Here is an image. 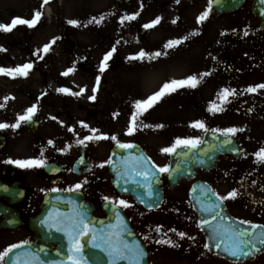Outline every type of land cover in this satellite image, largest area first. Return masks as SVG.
Returning <instances> with one entry per match:
<instances>
[{
	"label": "rangeland",
	"instance_id": "obj_1",
	"mask_svg": "<svg viewBox=\"0 0 264 264\" xmlns=\"http://www.w3.org/2000/svg\"><path fill=\"white\" fill-rule=\"evenodd\" d=\"M181 3L186 7L188 31L193 33L195 31L193 28L198 29L196 15H201L202 8L207 7L209 0H179L178 3L177 0H49L47 4L44 0H0V23L9 24L17 17L31 19L36 11L41 13L39 22L33 28L21 25L11 32H0V47L6 49L0 51V67L11 68L32 63L33 70L25 80H16L13 82L14 85H21L20 88H25L29 95L41 92L46 95L44 101H57L60 109L64 111L67 109H62V102H68L66 106L75 110L74 118L79 126L83 122L92 127L99 119L102 124L109 126L112 119L115 124L108 130L109 137L116 136L119 142L132 139L140 141L149 155L157 161L161 160L160 156L163 160L168 157L161 149L170 147L177 138L201 139L203 132L190 127L196 120H202L209 130L240 126L243 129L240 134L247 141L256 140V136L264 135V126L257 119L245 120L250 117L243 111L249 104L250 97L238 91L246 92L245 89L249 86L264 83V62L252 54V51H257L255 37L251 34L245 35L252 33L256 36L257 33L256 22L249 8L215 20L225 22L226 27L210 24L214 20L207 18L205 21L210 24L209 30L216 37L208 31H204L195 39L187 36L186 40L192 41L183 40L186 42L175 48H165L168 50L167 54L159 45L163 42L161 31L164 30L166 34L163 29L165 25H161L158 31L155 29L151 34L146 33L149 29L144 25L147 24L149 15L155 12L156 4L164 14L161 20L174 27L171 14ZM45 7H49L48 17L42 12ZM133 7H137L136 11L139 13L146 10L144 13L146 20L139 21L136 18L121 24L122 17L135 14ZM93 17L97 20L101 17L104 19L99 24L95 22L89 24L88 21ZM69 20H77L78 25H72V34L62 39L60 33L64 25L69 24ZM199 26L201 27V23ZM217 26L225 28V31L230 30V36L223 34L225 38L220 37L223 42L217 38L219 35ZM91 29L93 31H90ZM166 32L165 44L175 39V32L171 27L166 28ZM53 41L55 42L52 43ZM224 41L230 42L231 46L223 44ZM20 43L24 47L20 48ZM14 44L16 46L13 48ZM46 44H51L47 53L41 51L39 55H34ZM7 45L10 46L9 50ZM113 46L116 47V52L108 61L105 72L100 73L98 71L100 63ZM140 50L146 53L160 52L161 56L146 57L142 61L128 59ZM3 52L8 54L4 57ZM39 56H43V59ZM232 63L236 66L235 72L232 73L234 75L225 77L224 74H228L227 65ZM68 68H73V71L63 76L62 73ZM202 73L210 74L201 77ZM98 75L101 80H105L106 89L101 93L96 92L95 104L90 105L89 102L93 100L89 97L93 95L92 88L96 87ZM190 75L198 77L199 83L196 88H180L164 96L152 109L139 117L135 133L132 136L125 135L135 100L147 98L166 82L185 79ZM6 84L0 75V87L3 88L2 86H7ZM59 88H67L71 92H79L83 88L84 92L79 96H73L58 92ZM224 88L235 89L236 95L229 97L230 102L222 105L224 111L210 113L208 108L213 102L220 105L218 93ZM53 96L57 98H52ZM240 101L241 104L234 108ZM78 106L85 110H80ZM87 111H91V116L94 117L89 121H85L88 118ZM158 125L162 127H157ZM245 161L243 158V163ZM233 163L229 158H223L216 170L206 173L203 180L212 186L214 179H229L226 168L234 167ZM85 180L89 181L87 177ZM217 187L222 189L220 184ZM187 188L188 185L184 184L180 188L168 190L167 204L174 200L175 203L155 211L141 209L131 200L119 198L130 205L125 208V212L136 232L148 246L151 263L236 264L211 255L205 249V241L198 229L196 215L185 199ZM157 226H161L159 233L155 231ZM172 229L176 231L173 232ZM177 232H184L186 235L181 239L176 235ZM146 236L149 239L146 240ZM157 240H170L176 246L159 244L156 243ZM246 264H264V254Z\"/></svg>",
	"mask_w": 264,
	"mask_h": 264
},
{
	"label": "snow or ice",
	"instance_id": "obj_2",
	"mask_svg": "<svg viewBox=\"0 0 264 264\" xmlns=\"http://www.w3.org/2000/svg\"><path fill=\"white\" fill-rule=\"evenodd\" d=\"M49 0H44V3L47 4ZM179 0H177V3ZM213 0H209L208 8L201 13L197 17L196 23L200 24L205 21L209 13L211 11ZM261 3L264 4V0H261ZM139 13L133 15H125L121 18L120 23L123 24L126 20H134ZM41 18V13L36 11L31 19H23V18H13L11 23L4 24L0 23V32L8 33L11 32L14 28L18 25H26L29 28L35 27V25L39 22ZM104 18L101 17L97 20L95 17L92 20H89L88 23L91 24L93 22L99 24ZM161 18L156 17L155 20L150 22L149 24H145V28H152L155 25L160 23ZM176 21H173L175 23ZM68 23L73 26L78 25L77 20H69ZM191 35H198L197 32L191 33ZM223 35V33H222ZM247 35V33H245ZM184 40L187 37L183 38ZM53 41L52 43H54ZM183 40L175 39L170 40L165 44L166 49H172L179 46ZM118 43V42H117ZM51 47V44L44 45L42 50H38L34 55H39L42 51L47 53ZM0 51H6V49L0 47ZM116 52V47L113 46L111 50H109L103 57V60L100 63L98 71L100 73H104L106 68L108 67V61L112 58L113 54ZM161 56L160 52L154 53H146L144 50H140L137 54L129 56V60L133 61H142L143 59L159 57ZM40 59H43V56H39ZM33 69L32 63H25L22 65H18L16 67H0V75L8 76L11 78L17 77H27L29 72ZM73 71V68H68L65 72L62 73L63 76L69 75ZM210 73H202L200 74L201 77L205 75H209ZM101 77L98 75L96 77V85H99ZM199 83L198 77L196 75H190L185 79L180 80H171L170 82H166L162 85V87L154 92L152 95L148 96L145 99H137L133 104V112L129 119V123L127 126V131L125 135L132 136L138 128V119L144 113L148 112L152 109L159 101L166 95L176 92L180 88H196ZM259 89H264V83L257 84L255 86H249L245 89L248 93H256ZM58 92L65 93L68 95L79 96L81 93L84 92V89H80L79 92H71L67 88H59L57 89ZM97 91V87L92 88L93 95L89 97L90 100H95V93ZM236 95L235 89H228L224 88L218 93V99L220 100V105H217L213 102L208 111L210 113H217L224 111L223 104L229 103V97ZM11 99V97H5L4 100L7 101ZM2 107V105H0ZM37 113V105L33 104L32 106L28 107L23 114L18 115L16 117V122L13 124L8 123H0V129H7L11 127L12 129H17L21 126L22 123H27L32 121L33 117ZM52 119H56V117H51ZM81 126L91 133V135H87L83 137V139H77L76 143L82 146H86V142L91 141H98V140H109L116 142V146L120 149H131L134 147L131 143H121L119 142L116 136L109 137L105 134H97L98 129L89 128V126L83 122H81ZM145 127H149V125H144ZM157 127H162V125H158ZM190 127L194 129H198L204 132L209 131V129L205 126V123L202 120H196L191 123ZM69 132H74V129L69 127ZM212 132H220V135L229 137L236 135L237 132L243 131L242 128H235L229 127L225 129H211ZM226 143H230V141H225ZM202 140L199 137H189V138H177L174 143L170 147H165L161 149L162 153L166 154H173L176 152L178 148H189V149H196ZM49 145H53V141H48ZM70 147V146H67ZM67 147L62 149L61 151H67ZM256 162L264 163V148H261L255 154ZM44 152L41 150L40 158L34 159H23V160H7L5 163L14 164L18 168L22 169H33V168H43L46 166V161L43 159ZM108 164H112L111 157L106 161ZM125 164V171L124 173H120L119 170L117 171V175H127L129 174L127 161L123 162ZM149 162L146 161L143 157L135 160L133 166L131 168V174L134 176H142L143 182L139 180H134L133 182L136 183L138 186L147 189V194L150 197L152 195V187H151V176H154L156 172L160 173H167L169 172V168L167 166L164 167H157L155 164H152L151 167H148L147 164ZM99 167L103 168L105 166L104 163L98 165ZM155 169V172L153 171ZM83 183H87L85 180ZM83 187V184L77 183L72 187L67 189H63V191L67 192H78ZM51 191L59 192L62 191L61 189L53 188ZM211 192V190H208ZM211 194L215 197L216 201L219 203L209 202L204 205L201 209L204 212H207L211 215V220L205 219L202 221V224L206 226L208 229L211 230V235L209 237L210 240L216 241V247L220 248L223 245V251L228 253L229 256L239 258L241 256L247 257L253 254L255 251H259L257 248V244L264 245V225H255L252 224L250 221L240 220V225H247L246 228L234 227L230 224L224 223H216L214 224L213 221L216 220V209L221 208L223 202L228 199H236L237 198V191L232 190L231 192L227 193V195H218L215 192H211ZM104 200L108 201L110 204L118 207L127 208L130 207L127 201L123 199L119 200H111L109 197H104ZM117 224L109 226L107 231L99 230L97 231L90 224L87 222L86 215L82 212H74L71 215H65L63 213H49V215L41 220L40 222L47 227H54L57 232H63L68 238V262L67 264H87V261L84 257V245L81 243L82 237H91L89 240V245L93 249H99L100 251L104 252L108 257V264H119L120 261H127V264H140L141 258L144 255L143 250L140 248L139 244L133 242L129 244L127 241H124L121 238V233L125 231V227L121 222V218L119 213H117ZM200 227V225H198ZM256 229H260V231H256ZM156 232L161 231V226H157L155 229ZM171 231L175 232V229ZM181 239H183L186 235L184 232H177ZM145 239H149V237H145ZM189 239H195V237H189ZM156 243L159 244H170L171 246L175 247L176 245L172 244L170 240H157ZM28 244V241H23L19 244H12L2 252H0V264H3L5 258L9 256L14 249L20 248L24 245ZM205 248H209V244L204 245ZM251 248V251H245V249ZM13 264H21L19 258H16ZM24 264H40L39 258L36 256L31 257V261H24Z\"/></svg>",
	"mask_w": 264,
	"mask_h": 264
},
{
	"label": "flooded vegetation",
	"instance_id": "obj_3",
	"mask_svg": "<svg viewBox=\"0 0 264 264\" xmlns=\"http://www.w3.org/2000/svg\"><path fill=\"white\" fill-rule=\"evenodd\" d=\"M179 17H182L181 10ZM15 46L16 44L12 47ZM6 47L9 50L10 46L7 45ZM19 47L24 46L20 43ZM6 54L8 53H2L4 57ZM2 77L7 86L0 87V105H2L0 107V123H15L16 117L23 114L33 104L37 105V113L32 121L22 123L17 129L11 127L0 129V183L15 190H25V197L21 200L16 197L0 198V203L8 210L6 215H0V221H8L11 222V226H18L14 229L0 231V252L12 244L31 240L32 236L23 224L35 215L40 204L39 197H33L31 194L32 189L40 185H45L49 189L57 188L61 190L74 186L76 184L75 170L79 160L84 163L83 169L86 167L89 170L84 175L88 176L89 181L86 184L83 183L84 181L81 183L83 187L80 191L93 205L94 214L97 217L102 216L100 205L105 201L103 199L105 194H108L106 185L107 163L104 162L103 140L86 142V146L77 144V139H83V137L91 134L88 130L76 132V123L72 119L74 110L72 107L66 106L68 102H62V109L66 108L67 110H61L59 102L44 101L46 95L41 92L29 95L25 88H20L21 85L13 84L16 80H25V77L11 78L4 75ZM5 97H11V99L5 101ZM52 98H57V96ZM94 103L92 102V104ZM239 104H241V101L235 106L238 107ZM262 107H264V100H262L261 95L254 94L249 98V104L244 109L249 112L252 108ZM78 108L85 110L81 106H78ZM51 117H56V119L54 120ZM96 126L98 128L103 127L102 123ZM69 127L73 128L74 132H69ZM97 134L102 133L98 132ZM49 140L53 141L54 146L48 144ZM66 147L67 151H61ZM41 150L44 152L45 167H50L52 174L46 173L44 167L22 169L14 164L5 163L9 159L40 158ZM101 163L105 164L103 168L98 166ZM240 164L238 162L237 167L229 168L228 173L236 180L237 193L244 196L251 204L257 205L261 200L259 195L264 190V169L258 162H254L251 168H246ZM90 181L96 184L93 185ZM234 208L238 212L245 210L244 206L238 201L234 203Z\"/></svg>",
	"mask_w": 264,
	"mask_h": 264
},
{
	"label": "water",
	"instance_id": "obj_4",
	"mask_svg": "<svg viewBox=\"0 0 264 264\" xmlns=\"http://www.w3.org/2000/svg\"><path fill=\"white\" fill-rule=\"evenodd\" d=\"M247 0H213L211 12L214 17L222 16L224 14L235 13L241 9V7L246 3ZM251 13L258 20L259 27L261 31H264V4L261 0H250ZM225 141H230L226 143ZM239 150L238 147L231 136L225 137L219 133L206 132L202 143L196 149L189 148H178L175 153L171 155L169 172L166 173L167 186L172 187L177 185L183 179H191L195 176V173L199 169L210 170L213 169L215 163L221 156H233L238 157ZM143 157L149 163L148 167H151L150 161L143 155L140 149L134 145L131 149H120L112 153L111 159L112 164H110V175L112 176L111 183L114 185L115 189L122 195L130 196L136 204L142 205L147 209H156L161 205L162 201V191H161V181L159 172H156L154 176H151V187L152 195L149 197L147 194V189L138 186L134 183V180H139L143 182L142 176H134L131 174V168L135 160ZM127 161V167L129 174L127 175H117V171L124 173L125 164ZM116 169V170H114ZM155 172V169H153ZM211 188L203 182H195L191 185L188 196L191 202L193 210L196 212L198 217V225L202 233L206 237V243L210 245L208 251L212 254L218 255L226 260L232 262H248L251 261L256 255L264 252V245L257 244L259 251L253 252L252 255L239 258L229 256L228 253L223 251V245L217 248L216 241L210 240L211 230L202 224L205 219L211 220V215L201 209L205 204L209 202L219 203L216 201L215 197L208 190ZM102 209L105 213L104 219H96L93 217L92 208L85 201L80 193L74 194H64L60 192H51L45 196L39 215L32 222V230L37 234L38 237L43 239V248L35 247V245H30L27 249L19 250V254L36 253L39 257H42L44 261L49 258H53L50 254V244L58 243L56 237L62 239L61 234L63 232L53 233L52 228L45 226L40 221L45 219L49 213H63L66 216L71 215L74 212H82L86 215L87 222L91 227L99 230L107 231L109 226L117 224V213L121 218V222L125 227V231L121 233V238L127 241L129 244L135 242L139 244L140 248L143 250L144 255L141 258L140 264H149L147 251L142 244V242L137 238L131 226L129 225L123 214L115 207L104 204ZM216 223L230 224L234 227L246 228L247 225H240L238 221L233 219L227 213L224 205L221 208L216 209ZM260 231V229H256ZM91 237H82L81 243L84 245V249L87 250V262L88 264H108L107 255L100 251L99 249H93L89 245V240ZM83 249V250H84ZM54 255L60 257V251L58 249H51ZM245 251H251V248L245 249ZM84 252V251H83ZM17 254V253H15ZM52 254V255H53ZM18 255V254H17ZM85 257V253H84ZM31 261V257H26ZM26 258L21 260V264L24 263ZM119 264H127V261H120Z\"/></svg>",
	"mask_w": 264,
	"mask_h": 264
},
{
	"label": "bare ground",
	"instance_id": "obj_5",
	"mask_svg": "<svg viewBox=\"0 0 264 264\" xmlns=\"http://www.w3.org/2000/svg\"><path fill=\"white\" fill-rule=\"evenodd\" d=\"M47 14H48V12H47Z\"/></svg>",
	"mask_w": 264,
	"mask_h": 264
}]
</instances>
